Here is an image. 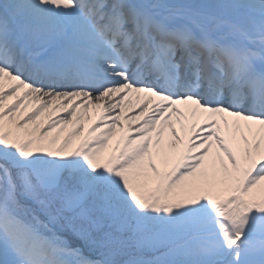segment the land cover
Wrapping results in <instances>:
<instances>
[{"label": "snow or ice", "instance_id": "1", "mask_svg": "<svg viewBox=\"0 0 264 264\" xmlns=\"http://www.w3.org/2000/svg\"><path fill=\"white\" fill-rule=\"evenodd\" d=\"M0 264H264V0H0Z\"/></svg>", "mask_w": 264, "mask_h": 264}, {"label": "bare ground", "instance_id": "2", "mask_svg": "<svg viewBox=\"0 0 264 264\" xmlns=\"http://www.w3.org/2000/svg\"><path fill=\"white\" fill-rule=\"evenodd\" d=\"M125 111H126V113L131 112V111H127V110H125ZM57 114H62V113H57ZM92 115H93V119H95V118H96V115H97V113L95 112V110H93ZM124 123H125V126L127 127V124H129V123L135 125V124H136V121H135V120H129V121H125ZM117 131H119V129H118ZM166 133H167V131L165 132V137H166ZM120 135H123V133H121ZM165 137H164V138H165ZM168 140H170V137H168ZM169 144H170V143H169ZM214 148H215V146L213 147V149H214ZM169 151H170L171 153H174V152H175V150H173V149H171V148H169Z\"/></svg>", "mask_w": 264, "mask_h": 264}, {"label": "rangeland", "instance_id": "3", "mask_svg": "<svg viewBox=\"0 0 264 264\" xmlns=\"http://www.w3.org/2000/svg\"><path fill=\"white\" fill-rule=\"evenodd\" d=\"M71 127H72V126L69 125V126H68V129H71ZM85 128H86V126H85ZM97 134H98V133H95L94 135H97ZM78 142H79V138H78V140L76 141V143H78ZM74 146H75V145H74Z\"/></svg>", "mask_w": 264, "mask_h": 264}]
</instances>
